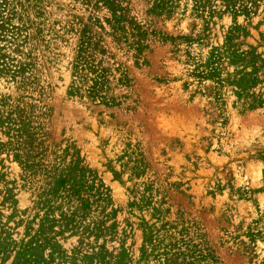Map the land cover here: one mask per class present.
I'll return each instance as SVG.
<instances>
[{
    "label": "rangeland",
    "instance_id": "obj_1",
    "mask_svg": "<svg viewBox=\"0 0 264 264\" xmlns=\"http://www.w3.org/2000/svg\"><path fill=\"white\" fill-rule=\"evenodd\" d=\"M0 264H264V0H0Z\"/></svg>",
    "mask_w": 264,
    "mask_h": 264
}]
</instances>
